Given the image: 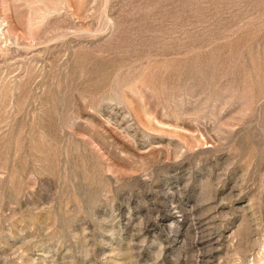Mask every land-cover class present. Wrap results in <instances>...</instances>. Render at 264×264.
<instances>
[{"label": "rangeland", "instance_id": "1", "mask_svg": "<svg viewBox=\"0 0 264 264\" xmlns=\"http://www.w3.org/2000/svg\"><path fill=\"white\" fill-rule=\"evenodd\" d=\"M0 264H264V0H0Z\"/></svg>", "mask_w": 264, "mask_h": 264}]
</instances>
